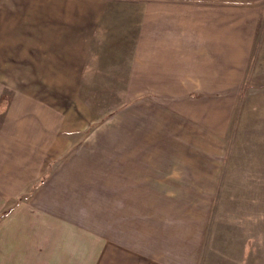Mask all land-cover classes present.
<instances>
[{
    "label": "rangeland",
    "instance_id": "1",
    "mask_svg": "<svg viewBox=\"0 0 264 264\" xmlns=\"http://www.w3.org/2000/svg\"><path fill=\"white\" fill-rule=\"evenodd\" d=\"M256 59L230 121H220L221 104L198 108L217 134L206 157H85L92 129L79 123L126 104L114 96L126 83H107L101 101L84 97L94 112H76L73 128L64 113L55 117L63 129H48L11 107L35 83L0 81V264H264V60Z\"/></svg>",
    "mask_w": 264,
    "mask_h": 264
},
{
    "label": "crops",
    "instance_id": "2",
    "mask_svg": "<svg viewBox=\"0 0 264 264\" xmlns=\"http://www.w3.org/2000/svg\"><path fill=\"white\" fill-rule=\"evenodd\" d=\"M253 57L264 60V0H0V81L35 83L13 94L16 114L63 129L66 113L71 129L94 112L84 97L126 83L114 94L126 104L79 123L92 129L85 157H206L217 134L198 108L221 104L230 121Z\"/></svg>",
    "mask_w": 264,
    "mask_h": 264
}]
</instances>
